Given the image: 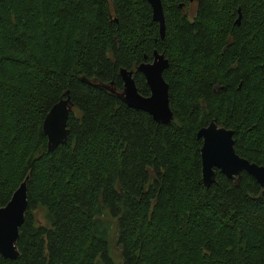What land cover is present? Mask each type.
Segmentation results:
<instances>
[{
  "label": "trees",
  "instance_id": "obj_1",
  "mask_svg": "<svg viewBox=\"0 0 264 264\" xmlns=\"http://www.w3.org/2000/svg\"><path fill=\"white\" fill-rule=\"evenodd\" d=\"M161 1L163 38L147 0H0V205L29 174L19 254L0 264H264V184L216 169L205 186L196 134L215 120L264 164V0ZM154 49L167 123L104 86L125 67L148 94L136 66ZM66 89L67 137L48 149Z\"/></svg>",
  "mask_w": 264,
  "mask_h": 264
},
{
  "label": "water",
  "instance_id": "obj_2",
  "mask_svg": "<svg viewBox=\"0 0 264 264\" xmlns=\"http://www.w3.org/2000/svg\"><path fill=\"white\" fill-rule=\"evenodd\" d=\"M151 5L152 17L159 24V33L165 34V19L161 0H147ZM169 60L164 52L153 50V58L142 61L136 70L143 73L149 86V93L142 94L133 77V69L121 67L119 73L123 80L121 90L104 86L115 92L129 106L143 109L160 122H170L173 111L169 105L168 82L163 76V70ZM71 108L69 89L65 96L57 100L47 111L43 119V130L47 135L48 149H53L67 137V119ZM197 137L202 139L200 146L201 178L205 186L215 181L216 169L228 177L239 176L242 170L247 171L260 183L264 184V164L251 161L238 154L234 147L233 129L210 120L201 126ZM29 174L19 182L6 203L0 205V254L3 257L15 258L19 254L16 240L19 226L24 219L28 205L27 179Z\"/></svg>",
  "mask_w": 264,
  "mask_h": 264
},
{
  "label": "rangeland",
  "instance_id": "obj_3",
  "mask_svg": "<svg viewBox=\"0 0 264 264\" xmlns=\"http://www.w3.org/2000/svg\"><path fill=\"white\" fill-rule=\"evenodd\" d=\"M194 8V3L191 4V6L185 7V10L188 11L189 14H191L192 9ZM39 215H41L39 213ZM110 243L112 247V252L116 258H118L119 255V246L116 243V233H115V225L110 228ZM119 261V260H118Z\"/></svg>",
  "mask_w": 264,
  "mask_h": 264
}]
</instances>
